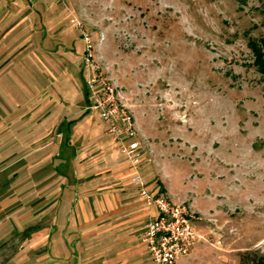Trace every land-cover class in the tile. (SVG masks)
<instances>
[{
  "label": "rangeland",
  "instance_id": "rangeland-1",
  "mask_svg": "<svg viewBox=\"0 0 264 264\" xmlns=\"http://www.w3.org/2000/svg\"><path fill=\"white\" fill-rule=\"evenodd\" d=\"M24 1L35 6L36 56L30 71L0 76V236L34 211L32 187L59 162L49 157L61 135L75 145L112 141L99 115L86 110L80 23L94 62L134 116L148 161L142 181L160 179L164 195L197 217L201 240L178 264H238L239 253L263 252L264 75L248 42L264 37V0ZM56 8L65 28L60 46L49 19ZM144 210L142 226L150 217ZM33 240L9 241L22 247L19 264L47 261Z\"/></svg>",
  "mask_w": 264,
  "mask_h": 264
},
{
  "label": "crops",
  "instance_id": "crops-1",
  "mask_svg": "<svg viewBox=\"0 0 264 264\" xmlns=\"http://www.w3.org/2000/svg\"><path fill=\"white\" fill-rule=\"evenodd\" d=\"M34 13L35 6L24 0H0V76L19 77V70L30 71L29 61L36 56L37 24L30 19ZM51 13L53 42L60 46L64 43L60 32L65 29L59 18L62 12L56 8ZM140 134L145 137L141 129ZM84 142L80 140L75 145L71 136L61 135L53 143L55 153L49 161L60 160L47 168L49 175L44 182L32 187L36 191L30 204L35 207L32 214L24 217L20 212L23 217L15 219L16 229L0 236V264H19L16 255L36 238L32 241L34 250L39 248L44 254V264H57V260L64 264H152L139 241L146 212L137 188L128 181L131 169L122 164L112 141L99 146L93 139ZM147 162L144 159L142 165ZM154 178L147 187L166 194L164 183ZM21 199L20 192L11 196L16 214ZM4 218L5 213L1 212L0 222ZM36 220L44 221V226L32 225ZM18 235L24 245L20 247L18 241L9 244ZM41 236L43 239L39 240Z\"/></svg>",
  "mask_w": 264,
  "mask_h": 264
},
{
  "label": "built area",
  "instance_id": "built-area-1",
  "mask_svg": "<svg viewBox=\"0 0 264 264\" xmlns=\"http://www.w3.org/2000/svg\"><path fill=\"white\" fill-rule=\"evenodd\" d=\"M77 25L85 44L84 66L87 69V79L84 87L88 99L86 110L96 112L106 125L107 134L132 171L131 183L150 210V217L143 225L140 243L152 264H178L201 240L193 226L197 217L190 208L174 203L164 194L148 188L142 181V141L138 136L134 116L122 101L114 84L94 62L91 41L83 32L81 24Z\"/></svg>",
  "mask_w": 264,
  "mask_h": 264
},
{
  "label": "trees",
  "instance_id": "trees-1",
  "mask_svg": "<svg viewBox=\"0 0 264 264\" xmlns=\"http://www.w3.org/2000/svg\"><path fill=\"white\" fill-rule=\"evenodd\" d=\"M248 45L254 56V66L258 73L264 75V37L249 40ZM238 258V264H264V251H245L239 253Z\"/></svg>",
  "mask_w": 264,
  "mask_h": 264
}]
</instances>
